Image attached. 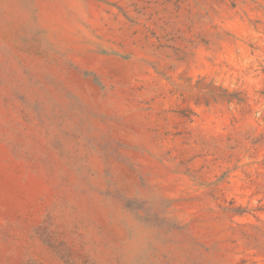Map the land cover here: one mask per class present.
I'll return each mask as SVG.
<instances>
[{
    "label": "rangeland",
    "instance_id": "374dc122",
    "mask_svg": "<svg viewBox=\"0 0 264 264\" xmlns=\"http://www.w3.org/2000/svg\"><path fill=\"white\" fill-rule=\"evenodd\" d=\"M0 264H264V0H0Z\"/></svg>",
    "mask_w": 264,
    "mask_h": 264
}]
</instances>
